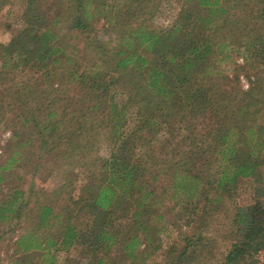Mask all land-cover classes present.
I'll return each mask as SVG.
<instances>
[{"label": "trees", "instance_id": "trees-1", "mask_svg": "<svg viewBox=\"0 0 264 264\" xmlns=\"http://www.w3.org/2000/svg\"><path fill=\"white\" fill-rule=\"evenodd\" d=\"M43 1L26 0L19 23L11 24L10 42L0 44L1 57L14 59L0 74L8 83L2 99L7 105L0 114L11 111L16 123L32 129L44 153L63 158L62 164L53 165L67 178L61 188L71 186L76 164L90 178L76 198L68 190L61 203L51 200L38 207L35 237L24 242L23 251L68 248L89 233L94 249L105 251L123 238L124 256L132 257L143 240L137 232L130 236L113 228L117 211H125L143 233L154 207L179 193L185 208L203 195L204 209L220 205L222 193L243 180L264 193V67L241 92L221 75L215 57L219 48L231 44L245 47L249 67L264 65V32L249 24L256 9L254 17L262 21L255 25L264 26V0H176L172 24L159 28L136 4L155 0H123L125 12L118 9L116 15H111L108 0H59L53 17ZM5 2L0 0V6ZM100 20L111 24L114 41L99 38L95 25ZM19 74L23 79H16ZM164 128L171 135L163 138L158 133ZM20 132L14 131L13 138ZM177 133L178 150L161 163L159 157ZM104 143L108 154L97 156ZM167 176L172 182L166 184L162 177ZM181 201L179 197L177 203ZM83 211L92 217L87 233L76 222ZM192 216L203 221V215ZM232 226L221 253L210 248L214 238L195 227L188 245L206 242L208 250L171 251L175 254L169 264H192L202 252L199 262L259 264L264 249L262 202L237 207ZM42 227L58 228L57 236L42 231L44 238H38ZM108 254L93 264L105 263Z\"/></svg>", "mask_w": 264, "mask_h": 264}, {"label": "rangeland", "instance_id": "rangeland-1", "mask_svg": "<svg viewBox=\"0 0 264 264\" xmlns=\"http://www.w3.org/2000/svg\"><path fill=\"white\" fill-rule=\"evenodd\" d=\"M156 1L147 6L145 3L136 4L141 11H144L145 15L143 16L150 18L149 22L155 27H169L173 22L178 3L176 0H162L158 8H155ZM25 2L26 0H6L0 6V44L10 42L12 37L11 24L17 25L19 23V16ZM108 2L110 3V9H114V13H111V15L119 13L118 9L125 12L123 0H108ZM43 3L45 9L48 8L47 10L53 17L60 5L59 0H44ZM113 3L115 8L111 6ZM263 6L262 4L261 7ZM256 13V9H254L249 18V24L254 28H261L264 32V26L255 25L257 21L259 23L262 21L261 18L254 17ZM123 20L131 21L127 16H124ZM124 21L121 22L124 23ZM95 26L99 29V38L107 39L111 37L113 41L115 40L116 34L111 29L113 28L111 24L110 26L103 25V20H100ZM66 37H68V34ZM227 54L229 55L227 56ZM216 56L218 57L217 62L215 61L216 67L221 75L227 77L230 86L236 87L241 92L250 88V82L256 79L255 73L258 72V69L264 67L260 64H257L254 68L249 67L246 62L250 56H247L245 47L242 46L225 45L221 47V50L219 48V53ZM13 60L10 56L1 57L0 55V74L5 67V70L10 69ZM23 77V74H19L16 79H23ZM8 78L11 79V73ZM7 85L6 81L3 83L0 79V108L7 105V100H2L6 96L3 93ZM5 114L7 115L2 116L0 114V264H16V262H20L19 264H93L96 258L102 255L104 257L108 253L103 264H113V262L114 264H169L168 258L175 254L173 252L171 255V251L186 249V251L200 252L208 250V247L204 244L206 242L200 244L195 243V240H193V244L188 245V239L195 232L193 231L195 227L200 229L203 225V228L200 231L197 230V232L202 233L207 238H214V240H211L213 245H210V248L221 253L225 251L228 245L227 239L233 229L232 220L236 208L253 204L258 199L264 205V193H256L253 183L243 180L236 189L222 193L220 205L212 209L208 207L204 209L206 200L203 195L197 200L198 202L191 203L187 208H185L186 205L183 202L184 197L180 196V193L175 200L166 199L155 206L153 213L146 217L148 228L143 233L130 223L125 211H117L113 218V228L119 230L118 233L126 231L130 236L137 232L143 240L140 245L134 248L135 255L132 257L125 258L124 256V251L121 248L123 238L119 237L118 240L121 242L118 246H113L112 251H105L103 248L94 249L92 241L88 240L89 233L83 238L85 240L79 239L78 242L68 248H55L53 246L50 251L44 249L39 252L35 250L23 251L24 242L33 241L35 237L32 234L38 228L35 225L38 207L43 203H50L51 200L61 203L59 199L61 197L65 198L68 190H71L73 198H76L80 193L81 185L88 181L90 175L82 165L76 164L72 167L70 173L72 177L71 186L61 188L67 178L61 173L59 167H53V165L55 161L62 164L63 158L61 156L53 158L51 153H44L32 129L16 123L14 114L11 111H6ZM133 119L134 117L130 119V124L134 121ZM197 129H199V126ZM14 131H21V136L13 138ZM168 134L170 133L167 128L158 133L163 138ZM28 139L31 141H27ZM179 139H181V134L177 133L174 143L169 144L163 150L162 156L159 157L161 163L170 160V157L175 155L174 152L178 150L175 142ZM20 142H23V144ZM108 151L109 147L105 143L101 144L97 156H105ZM13 157L16 158L12 159ZM92 175L99 177V175L93 173ZM162 179L166 184L172 182L171 177L168 176L162 177ZM94 181V183H97V178ZM160 186L159 184L158 188ZM161 188L162 186L159 191L162 190ZM32 191H35V193H31ZM209 195L212 196L213 194L209 193ZM179 197L182 204L177 203ZM194 207H196V211H194ZM17 209H19V212H17ZM84 212H80L82 217L79 220L77 219L76 222L80 225V231L87 233L92 224V217ZM158 212L163 214L159 219L156 216ZM193 213L203 215V221L197 219L200 216H194L193 218ZM54 228L47 231L48 227H42V230L36 235L42 239L44 238V232L42 231H45V233L49 232L48 234L54 236L59 231L58 228ZM147 233L150 234L148 239L145 240ZM47 252L50 254H47ZM203 253L198 255L192 264H212L204 260L199 262L203 258ZM258 263L264 264V249L258 254Z\"/></svg>", "mask_w": 264, "mask_h": 264}]
</instances>
